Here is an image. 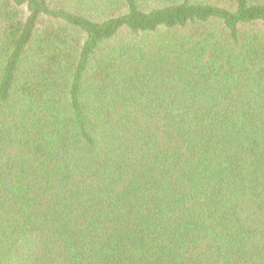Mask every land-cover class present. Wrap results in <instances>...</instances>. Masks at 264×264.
<instances>
[{"label": "trees", "instance_id": "trees-1", "mask_svg": "<svg viewBox=\"0 0 264 264\" xmlns=\"http://www.w3.org/2000/svg\"><path fill=\"white\" fill-rule=\"evenodd\" d=\"M0 264H264V0H0Z\"/></svg>", "mask_w": 264, "mask_h": 264}]
</instances>
